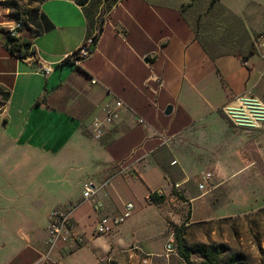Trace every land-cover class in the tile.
I'll list each match as a JSON object with an SVG mask.
<instances>
[{"label":"crops","instance_id":"1","mask_svg":"<svg viewBox=\"0 0 264 264\" xmlns=\"http://www.w3.org/2000/svg\"><path fill=\"white\" fill-rule=\"evenodd\" d=\"M28 1L35 7L25 13L28 26L14 14L9 21L0 19V264H103L122 245L121 233L130 227L110 235L101 253L88 247L103 236L87 239L84 246L70 252L65 246L48 252L34 237L32 227L38 211L62 193V180L50 200H40L18 186L29 175L21 168L24 163L55 157L71 149L68 143L75 135L80 137L89 154L81 162H75V157L69 172L79 173L87 167L89 173L76 182L81 193L77 200L65 203H79L74 218L85 236L97 217L115 216L118 188L111 181L109 192L98 188L105 180L121 179L129 171L148 180L152 172L162 170L167 159H171L170 166L180 163L187 172L189 160L179 153L175 137L193 124L216 128L220 125L217 112L223 108L227 112L237 107L248 116L250 112L239 102L243 97L255 98L264 115V52L246 61L234 55L211 60L185 15L184 4L189 0H110L100 20L104 2L90 6L89 1L78 0ZM8 4L2 5L7 8ZM66 9L73 11L78 30V26L70 27ZM15 23L21 28L15 30L14 39L32 43L34 60L17 58L7 48V27ZM94 37L89 46L93 51L87 57L73 66L61 64ZM43 68L50 69L48 74ZM91 79L95 85H90ZM66 98L69 104L85 100L90 115L82 118L91 116V124L96 114L117 111L109 142H89L79 135L80 117L61 109ZM167 107H171L168 115ZM19 161L22 165L17 168ZM14 171H20L18 181L12 180ZM104 177L100 182L98 178ZM87 185L97 191L82 202ZM170 189L166 186L156 193Z\"/></svg>","mask_w":264,"mask_h":264},{"label":"rangeland","instance_id":"2","mask_svg":"<svg viewBox=\"0 0 264 264\" xmlns=\"http://www.w3.org/2000/svg\"><path fill=\"white\" fill-rule=\"evenodd\" d=\"M7 1L8 9L2 5ZM87 1L90 6L105 3L98 17L100 20L110 0H78L79 3ZM210 2L189 0L184 4L185 15L197 39L207 45H217L229 55L244 56L256 51L254 42L264 32V0ZM33 8L28 0H0V19L9 21L10 15L14 14L25 22L24 26H28L25 13ZM72 12L66 9L65 15L72 24L70 27L76 28L78 21ZM11 26L13 24L7 28H14ZM69 102L67 98L61 102V109L69 116L80 117L79 135L89 142H109L113 127H105L103 136L96 138L90 123L92 117L82 118L90 115L89 105L83 99H76L72 104ZM104 113L96 114V119L102 120ZM216 117L220 125L214 129L193 124L175 137L180 143L176 146L179 153L183 152L189 160L187 172L174 158L173 163L176 164L170 166L171 159H167L160 172H152L148 179L150 182L147 178L137 177L134 171H129L121 179L111 178L112 186H116L119 192V197H114V215H122L127 203H132L134 210L122 225L88 247L94 252H102V245L110 235L130 227L131 230L121 233L124 237L122 245L108 254L105 264H200L202 258L196 253L190 255L189 262L183 261L178 255L179 244L219 248L222 260L235 256L236 264H264V121L253 126H240L224 108L217 112ZM68 145L71 151L67 147L55 157L48 155L39 161L29 160L21 167L29 175L23 178L24 182H18V186L27 188L40 200H50V195L57 190L58 180H62V193L56 202L47 203L38 211L37 221L32 227L33 235L41 245L49 214L61 208L66 200H77L81 193L76 182L85 179V174L89 173L87 167L79 173L69 172L74 165L73 159L76 157L75 162H81L89 152L76 135ZM16 165L19 168L22 161ZM236 166H239L237 171ZM6 168L11 167L8 165ZM201 172L211 175L203 192L197 189ZM19 175L20 171H14L12 180L21 179ZM186 178L187 181L176 189L175 184ZM98 179L102 182L106 177ZM166 186L171 188L170 191H163L162 195L155 193ZM103 188L107 192L111 190L110 185ZM96 237L99 236H92L89 229L85 231V239ZM170 238L176 255L166 257L164 246Z\"/></svg>","mask_w":264,"mask_h":264},{"label":"built area","instance_id":"3","mask_svg":"<svg viewBox=\"0 0 264 264\" xmlns=\"http://www.w3.org/2000/svg\"><path fill=\"white\" fill-rule=\"evenodd\" d=\"M21 27L19 23H15L14 28L10 29L9 36L11 38L15 37V30ZM92 43V39L88 40L86 43L82 44L77 50L68 54L66 59L73 62L74 64L78 63L81 58L87 57L89 55V46ZM254 47L256 52H264V32L261 34L256 41L254 42ZM32 45L30 46V50L32 51L30 55L26 57H31L33 60L35 59V54L32 50ZM45 74H48L50 71L49 68H43ZM96 80L91 79L90 85H95ZM243 101L250 102L252 104L258 103L255 98L243 97ZM254 106V105H251ZM120 104H118V108ZM231 113H228V116L235 121L237 119L234 115L236 111L230 110ZM250 124L253 126L256 122H261L258 120V116L254 115V113H249V115H245ZM118 118V113L116 110L107 111L104 118L102 120L96 119L93 122L94 135L96 138H101L103 136V130L107 126H111L114 121ZM141 123V121H139ZM237 122V121H235ZM238 123V122H237ZM201 182L198 184V191H204L206 188V184L208 183L211 175L206 172H201L200 174ZM111 179L105 180L100 187L110 185ZM97 188L92 187L91 185H87L82 193V202L88 201L94 196ZM160 195V194H159ZM79 203H65L61 206V208L52 211L47 219V223L45 226V247L48 252H51L58 246H65L66 251L70 252L71 250L84 246L87 242L85 239L84 233L81 232L77 227V221L74 218L75 211L77 210ZM134 210V206L132 203H127L124 206L123 214L120 216H110L103 215L96 218L91 229L92 236H103L111 233L114 229L122 225L130 216L132 211ZM165 256L168 257L170 255H176L174 242L172 238L166 242L164 246Z\"/></svg>","mask_w":264,"mask_h":264},{"label":"trees","instance_id":"4","mask_svg":"<svg viewBox=\"0 0 264 264\" xmlns=\"http://www.w3.org/2000/svg\"><path fill=\"white\" fill-rule=\"evenodd\" d=\"M33 1H40V0H33ZM217 1H220V0H211L210 4H213ZM8 38H9V46L7 48L9 49L10 53L13 56L17 58H24L30 55V53L32 52L30 50V46L32 45L31 42L29 41L18 42L14 38H11L10 36ZM195 38L197 39L196 35H195ZM95 40H96V37L92 39V42L94 43ZM197 41L201 45L205 54L211 60H215L222 56L229 55L223 52L220 49V47H218L217 45H207L205 42H202L198 39ZM254 50H256L255 47H254ZM92 51H93V47L89 48V52H92ZM256 53H257L256 51H251L248 54L244 56H240V57L243 61H246L250 56H253ZM61 64L68 65V66L75 65L73 62L67 60L66 58L62 60ZM156 194L158 195V193ZM177 249H178L179 257L185 262H189L190 255L193 253L198 254L202 258V261L200 262V264H236L237 262V258L235 256H231L225 260H222L221 258L222 251H220L219 248H212L204 244H194L189 247L182 246L181 244H179Z\"/></svg>","mask_w":264,"mask_h":264},{"label":"bare ground","instance_id":"5","mask_svg":"<svg viewBox=\"0 0 264 264\" xmlns=\"http://www.w3.org/2000/svg\"><path fill=\"white\" fill-rule=\"evenodd\" d=\"M241 104L245 105V109H247L250 113H254V115L258 116V120L260 121H264V115L261 113L262 110L260 109V107L257 105V103L252 104L250 102H246V101H239ZM254 105V106H251ZM230 110H235L236 112L234 115L237 119H235V121L238 122V124L240 126H251L250 124L246 125L245 123H248L249 120H247V117L245 116V114L243 112H239V109H235L233 108H228L227 109V113H231Z\"/></svg>","mask_w":264,"mask_h":264},{"label":"water","instance_id":"6","mask_svg":"<svg viewBox=\"0 0 264 264\" xmlns=\"http://www.w3.org/2000/svg\"><path fill=\"white\" fill-rule=\"evenodd\" d=\"M170 112H171V107H167L165 114L168 115V114H170Z\"/></svg>","mask_w":264,"mask_h":264}]
</instances>
